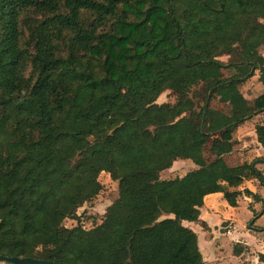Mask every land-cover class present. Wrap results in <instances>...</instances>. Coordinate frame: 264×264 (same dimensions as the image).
<instances>
[{
    "label": "trees",
    "instance_id": "trees-1",
    "mask_svg": "<svg viewBox=\"0 0 264 264\" xmlns=\"http://www.w3.org/2000/svg\"><path fill=\"white\" fill-rule=\"evenodd\" d=\"M263 47L264 0H0V255L203 264L183 221L199 220L205 196L261 199L240 189L264 184L254 161L225 156L264 113ZM257 72L263 90L247 98ZM169 90L176 101L159 103ZM256 133L264 144V121ZM179 159L196 168L162 178ZM102 172L118 197L87 228L78 211Z\"/></svg>",
    "mask_w": 264,
    "mask_h": 264
},
{
    "label": "rangeland",
    "instance_id": "rangeland-1",
    "mask_svg": "<svg viewBox=\"0 0 264 264\" xmlns=\"http://www.w3.org/2000/svg\"><path fill=\"white\" fill-rule=\"evenodd\" d=\"M261 52L264 54V47L261 48ZM229 59V56L221 57V60H223L225 63H227ZM226 72L228 75L234 76L239 72V68H227ZM260 84L261 83H259L258 81V74H256L247 82L246 86L242 88L244 94L248 97L255 96L260 91ZM175 101L176 97L170 90L162 93V95L158 99L159 103L167 102L171 105ZM211 105L216 108H222L224 111L230 110V107H228L227 105H221V103L217 100H213L211 102ZM254 127V125H250L248 129L252 130ZM211 144V142L207 144L205 152V155L209 160L213 158V154L210 150ZM239 156V153H235L233 156L229 157V163H237L240 160ZM193 168H196V166L191 160L179 159L178 162H174L171 168L163 171L161 173V177L172 178L176 176H184L189 170ZM99 180L103 185L100 194L93 201L88 202L84 206H82L78 211L79 214L82 215L83 224L87 228H90L99 223L103 215L105 214L107 207L112 204L114 200L118 197V183L117 181L112 180L109 173L102 172L99 176ZM217 194L218 193L213 194V197H211V200L214 203L213 209L215 211L220 212L219 217L223 216L224 218L229 217L230 219H232L233 222H235L236 224L237 230L239 231V235L246 236L244 231L246 232L250 228L258 230L264 228V215L255 219L254 216L256 211L252 210L249 207L250 204L246 199L240 198L239 205L234 208L229 205L226 200L221 197V195ZM262 195H264V191H262ZM262 210V207L258 205L257 213L260 214ZM232 220L224 221L215 227L207 226L205 221L203 220H201L195 225H190L188 223L192 222L186 221L188 222L186 223V225L189 227L193 226L197 230L199 236H205H201L199 243L200 247L202 246V251L204 252L205 250L206 253L205 264H264V260H261V262L258 263L254 262L257 261V258H253L256 253H253L250 248L240 243L242 241H246L245 237H238L229 234L230 230H233L235 228V224L232 222ZM76 224V220L70 219L66 221V225L69 227L74 226ZM256 233L258 234V236H256L255 233H252V235H255L254 237H259V239L257 240V245H260L261 237L264 236V232L257 231ZM207 243L209 245H207ZM236 245H238V248H241L243 251L240 255L235 254L234 249ZM257 250L261 249L258 247ZM73 251H75V249H73ZM210 252H213L214 255L212 256L211 254V256L208 257V254ZM257 253L261 256L260 252ZM46 254L47 253H44L43 256H46ZM215 257L217 259H215Z\"/></svg>",
    "mask_w": 264,
    "mask_h": 264
},
{
    "label": "crops",
    "instance_id": "crops-1",
    "mask_svg": "<svg viewBox=\"0 0 264 264\" xmlns=\"http://www.w3.org/2000/svg\"><path fill=\"white\" fill-rule=\"evenodd\" d=\"M225 72H226V70H225ZM256 74H258V81H259V83H261L260 87H259L260 91L256 94V95H258L263 90V83L259 80V73L257 72ZM255 75H253L251 78H253ZM250 79H248L246 81V83L242 86V88L244 86H246L247 82ZM242 88H241V90L243 92ZM243 94H244V92H243ZM255 96H253V97H255ZM246 97L247 98H251V97H248V96H246ZM218 102H220V101H218ZM220 103H221V105H224V106L227 105L228 107H230V110L229 111H224L222 108H216V107H214V108L219 109L221 111H224L227 114H230L231 111H232L231 106L228 105V104L222 103V102H220ZM263 121H264V113H259L257 115H254L251 119L241 123L237 127V129H236V131L234 133V136H235L234 151L231 154L225 156V161L229 165L236 166V165H239V164L243 163L245 160H248L249 162L254 161V165L257 167V169L262 171V173L264 175V144H261L258 141L257 133H256V124L259 123V122H263ZM250 125H254L255 127L252 130H250V129H248ZM251 145H253V146H251ZM235 153H239L240 154V156H239L240 160L237 163H235V164H230L229 161H228V158L233 156ZM175 162H178V160L175 161ZM240 189L241 190L249 189L250 191H252L254 193H257L260 196L261 199L260 200H255V198L253 196H248V195L243 194L238 199V205H239L240 198H244V199H246L249 202V204H250L249 207L252 210L256 211L255 212V216H254L255 219H257L258 217L264 215V195H262V191H264V184L258 178H252V179L246 180L240 186ZM217 193H218L217 195H221V197L224 198V196H223V194L221 192H217ZM213 194H216V193L208 194L207 196H205L204 205L201 207V214H200L199 220L197 222H192V223H188L186 221H183L184 225H186V223H188L190 225L191 224L195 225L198 222H200L201 220H203V221H205L207 226L215 227V226L219 225L220 223H222L224 221L232 220L229 217H227V218H224L223 216L219 217L220 212L219 211H215L213 209V204L214 203L211 200V197H213L212 196ZM258 205H260L262 207V209H263L260 214L257 213V206ZM232 222H233V220H232ZM233 223L235 224V222H233ZM190 228H192L195 232H197V230L193 226H191ZM257 231H263L264 232V228H261L259 230L250 228L246 232L244 231L246 236H242V235H239V231L237 230V227H236V224H235V228L233 230L231 229L229 234L230 235H235V236H238V237H245L246 241H242L240 243H242L246 247L250 248L253 253H256V255L253 258H257V261H254V262L258 263V262H261V260H264V236L261 237L260 245L259 244L257 245V240L259 239V237H254L255 235L258 236V234L256 233ZM252 233H255V235H252ZM197 234H198V232H197ZM201 236H204V235H200L199 236V234H198L199 243H200ZM207 245H209V244L207 243ZM238 245H236V246H238ZM199 247H200V245H199ZM201 247H200V249H201ZM258 247L261 250H257ZM201 251H202V249H201ZM242 252L243 251H241V253ZM257 252H260L261 256ZM202 254H203V261H204L203 264H205V255H206L205 250H204V252L202 251ZM209 254H208V257H210L211 254H212V256L214 255L213 252H210ZM211 258H214V257H211ZM215 259H217V258L215 257Z\"/></svg>",
    "mask_w": 264,
    "mask_h": 264
},
{
    "label": "water",
    "instance_id": "water-1",
    "mask_svg": "<svg viewBox=\"0 0 264 264\" xmlns=\"http://www.w3.org/2000/svg\"><path fill=\"white\" fill-rule=\"evenodd\" d=\"M0 264H69L46 258H35L29 256H4L0 255Z\"/></svg>",
    "mask_w": 264,
    "mask_h": 264
}]
</instances>
